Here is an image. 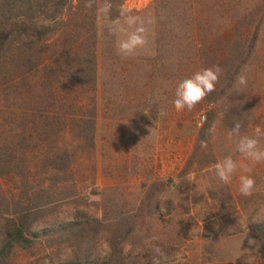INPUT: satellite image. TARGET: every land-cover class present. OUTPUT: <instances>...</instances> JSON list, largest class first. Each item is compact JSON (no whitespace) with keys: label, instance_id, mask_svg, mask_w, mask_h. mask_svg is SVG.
Instances as JSON below:
<instances>
[{"label":"rangeland","instance_id":"374dc122","mask_svg":"<svg viewBox=\"0 0 264 264\" xmlns=\"http://www.w3.org/2000/svg\"><path fill=\"white\" fill-rule=\"evenodd\" d=\"M224 1L223 13L230 3L229 0L227 6ZM105 3L106 0H99L97 91L78 96L80 113L92 105V98L96 101V148L91 154L80 148L75 128L68 122L69 127L58 145L80 156L66 175L69 206L59 211V220L84 224L87 228L84 237L88 238L85 247L101 252L103 257L121 249L133 253L146 250L152 256L153 247L158 246L166 253L163 264H238L253 257L263 260L264 236L241 224L247 218L246 207L248 217L251 214V196L264 192V166L251 164L235 151L239 137H230L220 121L213 140L214 153L219 162L226 156L237 162L231 181L220 182L215 176V166L202 171L197 165L186 169L208 114L199 104L191 111H176L172 101L178 83L184 79L179 77L177 65L165 76L154 65L157 0H127L121 8L123 17L118 21L110 19V9L103 11ZM207 4L204 7H215L213 3ZM257 6L264 10V0H241L237 8L254 10ZM203 14L207 18L205 23H216V20L209 22L207 13ZM128 15L137 17L138 25L142 22L147 44L133 56L124 58L118 53L117 45L125 34L118 29L127 28ZM163 17L166 24L171 22L178 28L189 25L182 16L173 18L164 14ZM218 23L229 25L230 22L225 17ZM42 50L49 55V45ZM255 60L246 73L247 86L241 87V91L255 88L257 94H263L264 40ZM36 86L44 91L39 77ZM3 99L1 95L0 156L11 154L9 141L17 130V123L10 116L15 110H10ZM225 103L216 108H223ZM256 108L258 123L264 125L263 97ZM162 111L166 115H159ZM41 158L36 150L29 153L26 166L30 170H26L17 156L12 166L15 170L20 166L15 173L0 176V212L7 211L5 197L18 199L25 189L35 199L51 184L55 173L42 166ZM240 164H249L253 169L248 173L256 180V190L251 196H242L238 191L239 177L246 174ZM263 215L258 211L255 218L263 219ZM42 217L37 214L34 218L38 228L43 224ZM229 217L239 221L232 231L225 229ZM217 222L218 229L213 227ZM108 224L126 239L125 244L108 243L105 230ZM250 240L255 243L249 244ZM54 251L66 252V247L60 243L53 247L49 241L42 240L32 252L17 249L10 264H50L45 257Z\"/></svg>","mask_w":264,"mask_h":264},{"label":"trees","instance_id":"16d2710c","mask_svg":"<svg viewBox=\"0 0 264 264\" xmlns=\"http://www.w3.org/2000/svg\"><path fill=\"white\" fill-rule=\"evenodd\" d=\"M126 1L108 0L112 21L122 19L121 8ZM214 1L157 0L155 7L154 65L161 75H168L175 65L181 79L214 65L222 69L216 90L199 103L208 118L186 166L187 169L197 165L199 171L219 162L213 140L220 121L229 134L238 119L242 125L240 135L258 138L264 148V136H257V129L264 132V125L258 123L256 108L264 93L257 94L255 88L241 91L236 85L238 75L246 74L259 55L264 40L263 7L242 10L237 8L241 0H230L223 13V0ZM228 1H224L227 6ZM205 3H213L217 10L207 8L208 4L204 7ZM204 12L209 22L216 20V23H205ZM164 14L173 18L182 16L189 25L178 28L171 22L166 24ZM225 17L229 25L218 23ZM98 21L99 0H0V98L3 95L5 104L15 110L10 116L17 123L9 141L11 154L0 156V176L15 173L20 166L16 170L12 166L17 156L25 169L30 170L26 163L29 153L35 150L42 156V166L55 173L51 184L35 199L25 189L18 199L4 198L7 211L0 212V264H10L17 249L32 252L42 240L53 247L58 243L66 247V252L54 251L45 257L50 264H152V256L146 250L136 253L113 250L103 257L101 252L85 247L88 238L84 237L87 232L84 224L59 220V211L69 206L66 175L80 156L58 145L68 122L75 128L80 148L90 154L96 148V101L92 98V105L80 113L78 96L97 91ZM46 45L48 56L42 50ZM38 77L43 92L36 86ZM223 102H226L223 108H216ZM201 141H206L207 147H201ZM260 163L264 166V162ZM249 202L251 214L248 217L246 207L247 218H243L241 227L264 236V215L263 219L255 218L258 211L264 213V192L251 196ZM37 214L43 215L39 228L35 226ZM231 217L226 219L225 229L232 231L239 221ZM112 228L109 224L105 226L108 243L125 244L126 239ZM250 259L238 264H264V259Z\"/></svg>","mask_w":264,"mask_h":264},{"label":"clouds","instance_id":"9594fccd","mask_svg":"<svg viewBox=\"0 0 264 264\" xmlns=\"http://www.w3.org/2000/svg\"><path fill=\"white\" fill-rule=\"evenodd\" d=\"M91 6V5H88ZM111 8V4L107 2L104 5L103 11L107 12ZM127 28L120 27L119 32L125 34V38L118 42V53L124 57H131L136 53L138 48H142L147 44L145 36V28L142 26V22L138 25V18L128 15L125 19ZM129 29H132L129 31ZM222 69L219 65L206 67L196 71L190 78H186L178 83L175 90V99L172 104L176 111L182 112L184 110L191 111L197 104L203 101L209 94L216 90V84L219 81ZM248 83V77L246 74L241 73L236 79V85L238 87H246ZM159 115H166L165 112H160ZM241 122L237 119L233 122V127L229 132V136H238L239 140L236 143L235 151L241 154V156L256 164L264 162V148L260 146V140L253 136L240 135ZM257 136H264V132L257 129ZM201 147H207L206 141H201ZM237 162L231 157L226 156L222 161L215 165V176L223 184H228L234 173L237 170ZM240 169L244 175L239 177V193L242 196H251L256 190V180L253 176L248 175L252 172V167L249 164H240ZM161 211H164L163 206ZM214 228H219V222L214 223ZM255 241H249V244H253ZM152 264H163V260L166 259V253L158 246H154L152 249Z\"/></svg>","mask_w":264,"mask_h":264}]
</instances>
